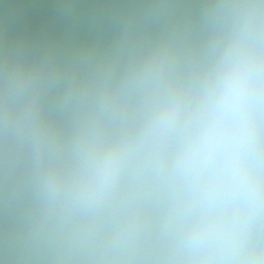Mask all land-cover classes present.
<instances>
[{
  "label": "clouds",
  "instance_id": "clouds-1",
  "mask_svg": "<svg viewBox=\"0 0 264 264\" xmlns=\"http://www.w3.org/2000/svg\"><path fill=\"white\" fill-rule=\"evenodd\" d=\"M0 264H264V0H0Z\"/></svg>",
  "mask_w": 264,
  "mask_h": 264
}]
</instances>
